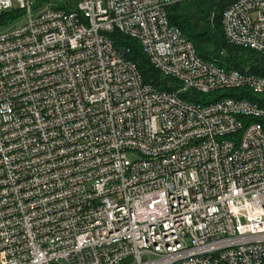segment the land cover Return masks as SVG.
<instances>
[{
	"label": "built area",
	"instance_id": "2783aa9c",
	"mask_svg": "<svg viewBox=\"0 0 264 264\" xmlns=\"http://www.w3.org/2000/svg\"><path fill=\"white\" fill-rule=\"evenodd\" d=\"M16 1L0 35V264H264V107L200 98L259 96L264 77L201 58L167 12L187 0ZM222 26L264 54V0H234ZM114 31L178 84L145 82Z\"/></svg>",
	"mask_w": 264,
	"mask_h": 264
},
{
	"label": "trees",
	"instance_id": "16d2710c",
	"mask_svg": "<svg viewBox=\"0 0 264 264\" xmlns=\"http://www.w3.org/2000/svg\"><path fill=\"white\" fill-rule=\"evenodd\" d=\"M234 0H187L172 4L167 8L170 22L178 26L193 42L198 55L206 61L215 62L222 66H233L241 71L254 73L264 77V54L255 50L236 46L228 42L225 37L222 16L226 7ZM22 13L16 10L0 13V27L7 26L16 20ZM194 15L201 21L198 28L194 22ZM116 48L128 49V57L140 70L144 81L152 83L160 89L171 90L174 79L166 78L151 65L150 60L143 52L139 42L119 31L110 34ZM202 95V94H200ZM187 94L183 95L186 98ZM199 96V95H198ZM231 96L246 97L264 107V94L255 95L248 89H223L200 97ZM264 126V118L259 119Z\"/></svg>",
	"mask_w": 264,
	"mask_h": 264
},
{
	"label": "rangeland",
	"instance_id": "374dc122",
	"mask_svg": "<svg viewBox=\"0 0 264 264\" xmlns=\"http://www.w3.org/2000/svg\"><path fill=\"white\" fill-rule=\"evenodd\" d=\"M55 1H60V0H55ZM14 4H15V7L18 8V3H17L16 0H14ZM16 11L19 12V13H21V11L19 10V8H18V10H16ZM22 18H23V17H22V14H21V15H20L19 17H17L16 20H15L12 24H10L8 27H6V26H1V27H0V35L4 34L5 32L10 31V30L13 28V26H14L17 22H19V20H21ZM194 22H195V25H196L198 28H201L202 23H201V21L198 19V17H197L196 15H194Z\"/></svg>",
	"mask_w": 264,
	"mask_h": 264
}]
</instances>
